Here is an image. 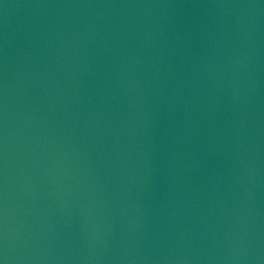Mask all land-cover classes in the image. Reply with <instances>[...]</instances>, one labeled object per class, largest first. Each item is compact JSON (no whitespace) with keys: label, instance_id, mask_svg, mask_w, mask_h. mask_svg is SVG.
I'll return each mask as SVG.
<instances>
[{"label":"water","instance_id":"95a60500","mask_svg":"<svg viewBox=\"0 0 264 264\" xmlns=\"http://www.w3.org/2000/svg\"><path fill=\"white\" fill-rule=\"evenodd\" d=\"M0 264H264V0H0Z\"/></svg>","mask_w":264,"mask_h":264}]
</instances>
